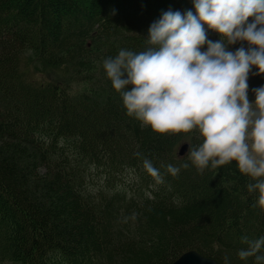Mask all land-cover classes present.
I'll return each mask as SVG.
<instances>
[{"label":"trees","instance_id":"1","mask_svg":"<svg viewBox=\"0 0 264 264\" xmlns=\"http://www.w3.org/2000/svg\"><path fill=\"white\" fill-rule=\"evenodd\" d=\"M169 8L195 12L192 0H0V264H172L189 250L254 264L237 255L242 237L264 235L251 178L235 161L200 171L176 154L184 139L201 143L198 131L143 125L103 68L121 48L144 50ZM28 53L85 87L28 82ZM255 72L249 96L264 85Z\"/></svg>","mask_w":264,"mask_h":264},{"label":"clouds","instance_id":"2","mask_svg":"<svg viewBox=\"0 0 264 264\" xmlns=\"http://www.w3.org/2000/svg\"><path fill=\"white\" fill-rule=\"evenodd\" d=\"M192 3L195 12L163 11L148 28L144 50L121 48L104 59L103 68L128 115L158 133L197 130L202 141L190 145L192 164L203 171L235 161L251 178L247 188L257 193L256 204L264 207V85L251 90L254 100L248 85L253 66V74L264 73V0ZM208 29L220 38L209 39ZM238 42L247 47L240 43L231 50ZM143 163L158 177L150 160ZM168 169L179 172L171 164ZM242 239L247 247L238 257L264 264V235Z\"/></svg>","mask_w":264,"mask_h":264},{"label":"rangeland","instance_id":"3","mask_svg":"<svg viewBox=\"0 0 264 264\" xmlns=\"http://www.w3.org/2000/svg\"><path fill=\"white\" fill-rule=\"evenodd\" d=\"M21 73L23 74V77L28 82H67L68 85H70L74 91L81 90L85 87L84 84L78 83L75 81H71V74H68L67 72H63L61 68H44L40 63H37L33 58L30 56V53L25 54V56L21 59ZM70 78V79H68ZM68 79V80H65ZM254 94L252 93L249 96L250 100H254ZM186 139L180 141L177 144L175 153L177 154L179 152L180 147L182 144L186 143ZM189 141V140H188ZM132 176H127L126 178H131Z\"/></svg>","mask_w":264,"mask_h":264},{"label":"water","instance_id":"4","mask_svg":"<svg viewBox=\"0 0 264 264\" xmlns=\"http://www.w3.org/2000/svg\"><path fill=\"white\" fill-rule=\"evenodd\" d=\"M189 148V144L185 143L180 148V155H184ZM172 264H220L216 259L206 257L196 250H189L183 253Z\"/></svg>","mask_w":264,"mask_h":264}]
</instances>
